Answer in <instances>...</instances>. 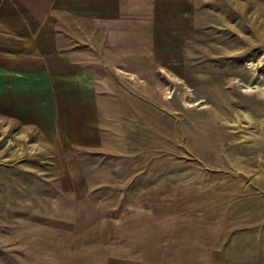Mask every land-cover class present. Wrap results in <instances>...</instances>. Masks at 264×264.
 Here are the masks:
<instances>
[{"label": "rangeland", "instance_id": "1", "mask_svg": "<svg viewBox=\"0 0 264 264\" xmlns=\"http://www.w3.org/2000/svg\"><path fill=\"white\" fill-rule=\"evenodd\" d=\"M200 16L173 72L91 49L106 151L0 125V264H264V0Z\"/></svg>", "mask_w": 264, "mask_h": 264}, {"label": "crops", "instance_id": "2", "mask_svg": "<svg viewBox=\"0 0 264 264\" xmlns=\"http://www.w3.org/2000/svg\"><path fill=\"white\" fill-rule=\"evenodd\" d=\"M200 3L0 0L1 127L36 135L60 157L106 151L109 134L101 121L107 95L91 49L96 62L128 73L141 74L154 64L176 71L170 58L183 56L185 41L198 34Z\"/></svg>", "mask_w": 264, "mask_h": 264}]
</instances>
